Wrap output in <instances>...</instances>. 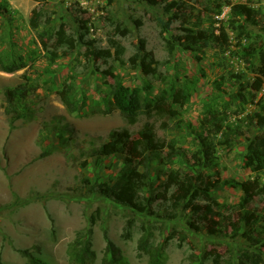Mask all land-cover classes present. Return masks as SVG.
I'll return each instance as SVG.
<instances>
[{"label":"rangeland","instance_id":"obj_1","mask_svg":"<svg viewBox=\"0 0 264 264\" xmlns=\"http://www.w3.org/2000/svg\"><path fill=\"white\" fill-rule=\"evenodd\" d=\"M233 4H244L251 13L234 14ZM36 11L34 27L30 19ZM61 29L75 43L83 41L65 53L67 45L57 42ZM188 30L204 35L194 50L177 40ZM111 39L124 46L122 59ZM141 46L154 56L150 74L130 61ZM90 50L100 52L86 55ZM263 51L264 0H0V55L26 62L15 72L0 70V260L27 264L20 249L28 248L48 264H72L71 242L91 228L93 264H102L106 236L128 264H149V247L162 249L165 264L203 258L214 264L217 257L222 264H264V194L241 204L239 185L257 177L264 185V170L257 175L245 165L248 143L264 131L255 117L264 101ZM116 79L148 87L152 95L179 86L190 99L177 105L178 119L153 113L130 123L118 110L108 112ZM68 88L76 114L64 102ZM210 109L222 122L220 131L210 123ZM147 123L186 156L171 164L153 161L142 194L162 192L172 170L201 172L212 182L219 178L211 193L218 203L217 233L191 229L188 221L197 219L185 202L172 218L165 200L139 212L98 192V184L112 182L123 159L97 158L94 151L113 129L127 128L137 137Z\"/></svg>","mask_w":264,"mask_h":264},{"label":"trees","instance_id":"obj_2","mask_svg":"<svg viewBox=\"0 0 264 264\" xmlns=\"http://www.w3.org/2000/svg\"><path fill=\"white\" fill-rule=\"evenodd\" d=\"M155 3L156 0H150ZM232 12L238 15H245L251 13V9L244 4H233ZM39 12H34L30 21L32 26L38 25ZM121 33L125 34L126 27L118 26ZM190 32L179 36L177 38L183 49L194 50L204 37L202 32ZM57 35V42L60 46H66L68 53L73 47L78 46L82 41L68 37L63 29L59 30ZM222 38L227 39V34L222 30ZM110 43L114 48L116 58L122 59L125 48L118 40L111 39ZM172 47V46H171ZM56 48H58L56 44ZM91 51V52H90ZM86 53L89 55L92 52L98 53L100 51L90 50ZM53 57L57 56V51L52 52ZM106 57H111L112 52L110 49L104 50ZM261 73L264 75V51L261 53ZM133 67L141 66L145 74L152 73L155 68L154 56L151 52L145 51L144 46L130 58ZM26 66L23 59L9 60L0 55V70L5 72H15ZM109 73L113 74L109 70ZM148 87L142 86H129L121 79H116L112 85L111 98H109L107 106L108 112L118 110L123 118L130 123L137 120L141 114L151 115L169 114L170 119H178L179 110L177 105L186 104L190 99V93L179 86H172L168 92L161 89L158 93L152 95L147 93ZM72 95V89L68 88L65 92L64 102L68 109L73 113H78V106ZM211 124H215V131L222 129V122L216 117V112L212 109ZM257 125L264 128V101L259 103V109L255 112ZM165 126V124H163ZM166 150L165 158L161 157V152ZM208 155H212L211 151L206 150ZM94 155L99 157H108L111 155H119L123 159V166L112 182H104L97 185L98 192L111 198L114 202L124 206L136 209L139 212H144L152 202L156 199H162L168 202L166 208L169 210L170 217L174 218L176 209L185 202V207L195 213L197 222L189 220L188 225L194 231H202L207 229L209 234H215L220 229H217V223L214 216L217 211L215 206L218 204L216 198L212 193L213 188H217L221 180L217 178L215 182L203 176L200 172L196 175L184 173L180 170H172L169 172L161 186L163 191L159 192L156 196H144L143 189L150 182L151 177V164L156 159H161V162L171 164L177 157H185L186 152L184 149L175 146L174 143H167L165 139L159 137L149 123L145 124L138 131V136L134 137L127 128L113 129L108 136V140L104 142L96 151ZM245 165L253 173L259 175L264 170V131L257 134L250 140L247 145V154L245 155ZM182 174V176H181ZM243 191V200L241 204L252 202L257 195L264 194V185L259 182V177L251 180L239 182ZM196 199L203 200L199 203ZM182 201V202H181ZM245 213V217L247 218ZM164 216H168L164 214ZM94 222V218L92 220ZM131 220L126 226V238L131 237ZM216 223V224H215ZM92 229L89 228L86 232H80L76 238L71 242L70 248V262L72 264H93L96 253L92 248ZM105 257L102 264H128L120 252L118 246L106 236ZM20 252L27 259V264H48L43 258L35 255L30 249H20ZM146 252L149 254V264H165V256L160 247H149ZM110 255V256H108ZM204 258L195 264H204ZM214 264H222L220 259L214 258ZM258 263V261H255ZM0 264H4L0 260Z\"/></svg>","mask_w":264,"mask_h":264}]
</instances>
